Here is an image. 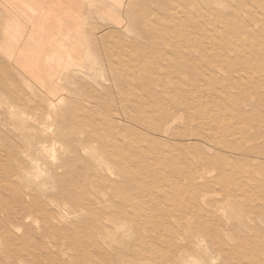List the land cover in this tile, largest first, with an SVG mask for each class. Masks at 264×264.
Here are the masks:
<instances>
[{"label":"rangeland","instance_id":"374dc122","mask_svg":"<svg viewBox=\"0 0 264 264\" xmlns=\"http://www.w3.org/2000/svg\"><path fill=\"white\" fill-rule=\"evenodd\" d=\"M95 6L48 87L0 48V264H264V0Z\"/></svg>","mask_w":264,"mask_h":264},{"label":"crops","instance_id":"0c3cea01","mask_svg":"<svg viewBox=\"0 0 264 264\" xmlns=\"http://www.w3.org/2000/svg\"><path fill=\"white\" fill-rule=\"evenodd\" d=\"M90 1L96 4V9L92 12L104 10V0H0L3 13L0 22L1 51L8 59L10 56H20L21 51H26L28 54L23 60L29 61L22 66L30 70H38L39 67L41 74L39 78L45 80L43 84L47 86L50 81L47 79L48 67L53 69L55 64L50 60L56 59L58 65L61 63L60 60L65 61L67 58L62 55L65 50L69 52L73 49L77 50L84 42L83 36L86 35L84 26L89 17ZM3 8H7L8 12ZM12 9L18 10V15ZM30 9L39 10L41 13L46 11L49 19L45 23L43 19L38 20V15L34 18V10L30 11ZM44 23L48 27L47 31L41 35L36 34L33 31L34 26ZM74 44L77 45L76 48ZM54 69L58 72L56 75L64 70V68L60 71ZM54 69L50 73L54 72Z\"/></svg>","mask_w":264,"mask_h":264},{"label":"bare ground","instance_id":"6f19581e","mask_svg":"<svg viewBox=\"0 0 264 264\" xmlns=\"http://www.w3.org/2000/svg\"><path fill=\"white\" fill-rule=\"evenodd\" d=\"M246 118V117H245Z\"/></svg>","mask_w":264,"mask_h":264}]
</instances>
